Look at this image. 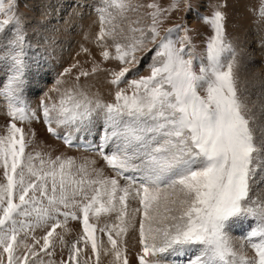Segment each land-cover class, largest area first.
I'll return each instance as SVG.
<instances>
[{
    "label": "snow or ice",
    "instance_id": "snow-or-ice-1",
    "mask_svg": "<svg viewBox=\"0 0 264 264\" xmlns=\"http://www.w3.org/2000/svg\"><path fill=\"white\" fill-rule=\"evenodd\" d=\"M101 3L93 6L96 39L115 66L94 63L75 80L103 72L113 102L57 79L49 90L57 98L45 93L33 108L28 93L41 66L16 0H0V98L10 118L0 134V264H100L102 252L130 264V229L137 264H264V108L254 112L239 89L225 13L217 6L204 16L190 0H173L149 3L132 19L144 5ZM182 3L211 29L203 51L186 21L161 34ZM252 11L264 19V0ZM41 119L51 136L95 154L114 175L95 159L77 164L30 150L35 133L17 121ZM102 215L114 219L101 225ZM69 221L81 225L72 239ZM240 224L247 228L236 238Z\"/></svg>",
    "mask_w": 264,
    "mask_h": 264
},
{
    "label": "rangeland",
    "instance_id": "rangeland-1",
    "mask_svg": "<svg viewBox=\"0 0 264 264\" xmlns=\"http://www.w3.org/2000/svg\"><path fill=\"white\" fill-rule=\"evenodd\" d=\"M130 2L134 5H144V7H141L138 12L128 13L132 19H136L139 16H145L146 13L151 11V9L146 7L149 3L155 2L162 8H167L173 0H130ZM190 3L196 12H199L204 16H211L217 6H219L220 11L225 13L227 40L231 43L236 53V75L238 77L239 89L244 94L249 105L253 108V111L259 114V110L264 108V19H259L252 11V9L257 7L258 0H190ZM93 6L102 7L103 5L101 0H16L18 14L21 18L28 41L32 46L30 55L34 54V58L39 60L40 66L44 67L40 68V71L35 78V82L32 84L31 91L28 94L33 108L37 106L41 99H44L45 96H42V94H45L46 92L48 94L50 89L57 87L55 81L59 78L62 81V84L60 85L61 88H70L78 83L83 85L84 88L89 91L90 95L99 97L104 102H113L114 96L111 93L114 90L108 83L103 72L89 77H81L78 82L75 80V76L80 70L90 71L94 63L99 64L102 68L115 66V62H104L100 55L102 49L99 47V43L96 39L100 31V21L97 12L93 10ZM41 10H43V15H40L39 13ZM74 11H77L78 14L81 13L80 16H88V21H90L92 17L96 18L95 24L98 25V28L95 31H92L93 33L95 32V35L91 33L88 35L91 40H87L86 45L78 47L79 44H77V42L74 43V46H77L78 48H76V50H73L64 44L61 34L58 33L60 28L57 32L54 26L47 27V24L50 23H56L59 25L60 21L55 22L56 20L62 19L63 15L66 14L71 13L70 15L72 16ZM0 19H3V17H0ZM185 21L188 26L193 29L192 35L198 50L203 51L206 38L212 34L211 29L196 16L195 12L189 15L187 8L183 3L178 11L173 12L171 16L164 21L161 27V34L163 35L167 28L173 27L177 23L183 24ZM144 22L148 23L149 21L145 18ZM70 28H73L72 25ZM68 29L69 28L67 27L66 30ZM45 30L50 31L51 33H44ZM94 44L97 45L95 46ZM91 45H93V49L89 51ZM87 47L88 51H84ZM44 59L45 61H43ZM53 61L58 63L55 69L45 67L47 64L52 66ZM73 64H77L78 67L73 68L71 73L61 76V73H63L66 68H70ZM44 74L45 77H43ZM141 74L148 75L150 72L146 67L141 66ZM255 79L256 83L254 82ZM50 93L53 94L48 95H51L52 98L54 97L53 100H55L57 98L56 93ZM9 119L10 118L5 115V105L2 98H0V134L3 133V129L9 122ZM17 125L24 127L26 132L31 130L35 133L36 138L34 142L36 143L33 142L32 149L30 150L47 153L45 150L51 149L48 150V152L51 151L53 156L64 155L73 157L77 164L83 163L85 159L89 162L95 159L96 168L103 169L105 175H114V173L107 168L105 163L95 154L89 152L80 153L82 151L77 150L78 148L76 150L72 147L66 148L67 145H65L63 141L56 139L48 133L47 127L42 119L39 121H33L31 124L17 121ZM46 134H48L57 144H60V146L56 148L51 145V143L48 144L49 142L44 139ZM65 148L68 151L65 150ZM134 206V203L130 202V215L132 214L131 208ZM137 218L138 225L139 217ZM113 219L114 217H108L107 222H111ZM69 227L72 229V232L75 231L72 233V236L66 237L67 239H72L74 236L80 234L78 228L80 227V224L78 222L69 221ZM246 228L247 226L245 224L237 225L234 227L231 234L236 238H240L241 233H243ZM57 231L61 230L58 229ZM130 232L132 234L135 232L138 233L133 229H130ZM37 234L39 235L40 233L38 232ZM129 236L130 233L126 237V242L130 239ZM102 239L104 241L103 247L109 248L110 245L107 243V237L103 236ZM129 245L131 247L137 245V250L139 251L140 246L138 243H130ZM65 254L67 255V249H65ZM132 254L133 249L132 251H128V255ZM249 254L251 255V252ZM89 264H94V259L89 261ZM100 264H113V257L111 254L105 255L102 252L100 256ZM133 264H137L136 258L134 259Z\"/></svg>",
    "mask_w": 264,
    "mask_h": 264
},
{
    "label": "bare ground",
    "instance_id": "bare-ground-1",
    "mask_svg": "<svg viewBox=\"0 0 264 264\" xmlns=\"http://www.w3.org/2000/svg\"><path fill=\"white\" fill-rule=\"evenodd\" d=\"M45 6H46V4H45ZM76 8V7H75ZM78 11H79V9H78ZM40 15H43V10H41L40 12ZM71 14V13H70ZM70 14H66V15H63V18L62 19H59V18H56V19H59V20H56L55 22H59L60 21V23H59V25L58 24H56V23H54V24H52V23H50V24H47V27H53L54 26V28H55V30L58 32V29L60 28V30H59V32L58 33H60L61 34V37L63 38V40H64V44L66 45V46H68V47H70L71 49H73V50H76V48H77V46H74V43L75 42H77V44H79L78 45V47H81L82 45H86V42H87V40H91L90 39V36L88 37V35L91 33V34H93V35H95V32L93 33L92 31H95L97 28H98V25L97 24H95V20H96V18H94V17H90L91 19H90V21H88L89 19H88V16H80V14H78V12L77 11H74V14H72V16L70 15ZM69 15V16H68ZM39 17V16H38ZM41 17V16H40ZM51 20V19H50ZM45 21H47V20H45ZM38 23H40V22H38ZM96 23H97V21H96ZM41 24V23H40ZM45 24V23H44ZM39 25V24H38ZM46 25V24H45ZM71 25H72V27L73 28H70L71 27ZM69 28L68 30H66V28ZM91 31V32H90ZM44 33H51L50 31H47V30H45L44 31ZM43 33V34H44ZM87 38V39H86ZM94 43H95V41H94ZM95 45V44H94ZM97 45V44H96ZM95 45V46H96ZM78 49V48H77ZM87 49V51H88V47L86 48ZM93 49V45H91V48L89 49V51L90 50H92ZM69 51H71V50H69ZM72 53V52H71ZM82 53V52H81ZM250 54V53H249ZM43 61H45V59L43 60ZM42 61V62H43ZM48 61H51V60H48ZM43 63H45V62H43ZM51 63V62H50ZM46 64V63H45ZM58 63L56 62V61H53L52 62V66H50L49 64H47L45 67H47V68H49V69H55L56 68V65H57ZM41 68H44V67H41ZM58 69V68H57ZM53 71V70H52ZM55 71V70H54ZM259 72V71H258ZM259 74V73H258ZM261 76H262V74H261ZM260 76V77H261ZM43 77H45V74H44V76ZM264 78V77H263ZM60 79V78H59ZM44 81V80H43ZM258 81V80H257ZM255 83H256V79H255V81H254ZM261 87H262V85H261ZM49 88V87H48ZM47 88V89H48ZM44 90H46V89H44ZM45 93V92H44ZM47 93V92H46ZM29 94V93H28ZM48 94H53V93H50V92H48ZM45 96V94H42V96ZM51 96V95H50ZM37 98V97H36ZM53 99H54V97H53ZM36 103V102H35ZM36 126V125H35ZM31 129V128H30ZM35 138H36V136H35ZM44 139H46L45 141H48L49 143L48 144H50L51 143V145H53L54 147H58V146H60V144H57L55 141H53V139L52 138H50V136L48 135V134H46V137L44 138ZM35 140V139H34ZM58 142V141H57ZM34 143H36V142H34ZM46 143V142H45ZM47 145V144H46ZM61 148V147H60ZM66 148H68V146L66 147ZM65 148V150H67ZM70 149V148H69ZM77 149V148H76ZM75 148H74V150H76ZM48 150H51V149H47V150H45V151H47L48 152ZM71 150H73V149H71ZM77 150H80V151H82V152H80V153H87V151H85L83 148H80V147H78V149ZM68 151V150H67ZM67 153H69V152H67ZM77 163V162H76ZM137 219L138 218H136V223H137ZM108 221V217H106V216H101L100 217V224L102 225L104 222H107ZM79 228V231L81 232V225H80V227H78ZM75 231V230H74ZM73 231V232H74ZM72 232V233H73ZM129 233H130V236H129V240L126 242V244H127V248H128V251L130 250V251H132V249H133V254L132 255H128V257H129V261H130V264H133V262H134V259L136 258V253L138 252V247H137V245H134L133 247H131L129 244L130 243H138V233H134V234H132L131 232H130V230H129ZM128 233V234H129ZM127 239V238H126ZM130 248H132V249H130ZM135 251V252H134ZM66 255V254H65ZM87 255L88 256H92V254H91V252L89 253V250H87ZM94 259V258H93ZM92 259V260H93ZM89 261H91V260H89Z\"/></svg>",
    "mask_w": 264,
    "mask_h": 264
}]
</instances>
